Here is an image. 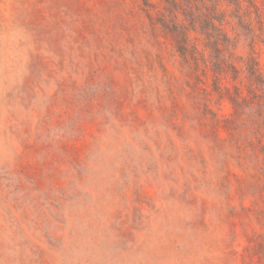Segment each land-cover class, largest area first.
<instances>
[{
  "label": "rangeland",
  "instance_id": "obj_1",
  "mask_svg": "<svg viewBox=\"0 0 264 264\" xmlns=\"http://www.w3.org/2000/svg\"><path fill=\"white\" fill-rule=\"evenodd\" d=\"M142 7L0 0V264H264V161L212 125V50L191 32L189 78Z\"/></svg>",
  "mask_w": 264,
  "mask_h": 264
},
{
  "label": "trees",
  "instance_id": "obj_2",
  "mask_svg": "<svg viewBox=\"0 0 264 264\" xmlns=\"http://www.w3.org/2000/svg\"><path fill=\"white\" fill-rule=\"evenodd\" d=\"M141 1L140 12L147 29L175 44L192 79L197 78L205 58L191 39V32L201 28L198 34L206 38L217 69L218 82L212 91L219 99L228 100L233 108L231 116L220 118L211 114L208 105H203L205 115L210 113L214 120L217 117L212 125L234 135L233 148L239 158L264 161V68L255 52L257 45L264 46V0H227L230 11L222 10L223 0ZM180 18L183 20L179 21ZM230 18H235L236 24ZM187 19L191 20L189 24ZM241 28L247 30L250 39L251 49L246 55L237 52ZM226 81L232 84L227 87ZM262 186L264 189V182Z\"/></svg>",
  "mask_w": 264,
  "mask_h": 264
}]
</instances>
